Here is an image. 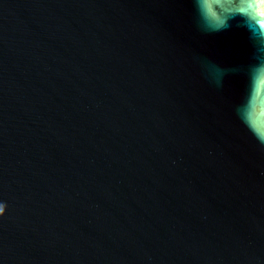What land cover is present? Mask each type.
I'll list each match as a JSON object with an SVG mask.
<instances>
[{
	"label": "water",
	"instance_id": "95a60500",
	"mask_svg": "<svg viewBox=\"0 0 264 264\" xmlns=\"http://www.w3.org/2000/svg\"><path fill=\"white\" fill-rule=\"evenodd\" d=\"M0 264H264V0H0Z\"/></svg>",
	"mask_w": 264,
	"mask_h": 264
}]
</instances>
